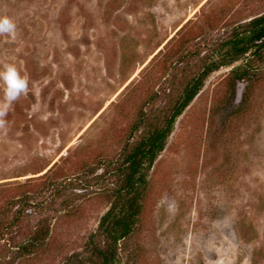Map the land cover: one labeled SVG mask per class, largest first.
<instances>
[{
  "label": "rangeland",
  "instance_id": "374dc122",
  "mask_svg": "<svg viewBox=\"0 0 264 264\" xmlns=\"http://www.w3.org/2000/svg\"><path fill=\"white\" fill-rule=\"evenodd\" d=\"M262 14L264 0H0L15 25L0 69L28 81L0 115V264H86L126 149ZM260 54L211 73L175 120L115 264H264Z\"/></svg>",
  "mask_w": 264,
  "mask_h": 264
},
{
  "label": "trees",
  "instance_id": "16d2710c",
  "mask_svg": "<svg viewBox=\"0 0 264 264\" xmlns=\"http://www.w3.org/2000/svg\"><path fill=\"white\" fill-rule=\"evenodd\" d=\"M263 49L264 14L234 29L230 37L222 43L219 58L207 63L199 74L184 86L162 124L144 130L141 137L126 149L118 169L120 179L112 190L109 208L100 217L96 232L88 241V249L85 251L87 256L83 263H116L118 244L131 235L139 221L148 172L163 151L175 120L189 106L211 73L229 67L247 56L261 60L260 53ZM251 67V61L234 67L231 72L235 82L242 83L251 78L252 73L249 69ZM27 202L24 201V204ZM38 234L37 232L36 235ZM46 235L47 233H42L39 241L43 242ZM39 241L38 239L28 241L22 245V251L27 255L32 254L40 247L37 244Z\"/></svg>",
  "mask_w": 264,
  "mask_h": 264
},
{
  "label": "clouds",
  "instance_id": "9594fccd",
  "mask_svg": "<svg viewBox=\"0 0 264 264\" xmlns=\"http://www.w3.org/2000/svg\"><path fill=\"white\" fill-rule=\"evenodd\" d=\"M14 29L15 25L9 18L0 17V34L12 35ZM0 85L6 101L0 105V115H3L14 100L28 91V81L19 74L14 65L8 64L0 69Z\"/></svg>",
  "mask_w": 264,
  "mask_h": 264
}]
</instances>
